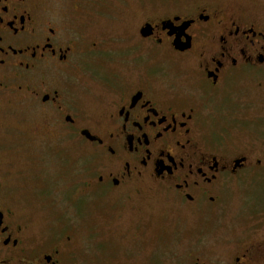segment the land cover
Segmentation results:
<instances>
[{"label":"flooded vegetation","instance_id":"af4514ba","mask_svg":"<svg viewBox=\"0 0 264 264\" xmlns=\"http://www.w3.org/2000/svg\"><path fill=\"white\" fill-rule=\"evenodd\" d=\"M214 2L0 0V264H264V0Z\"/></svg>","mask_w":264,"mask_h":264},{"label":"rangeland","instance_id":"374dc122","mask_svg":"<svg viewBox=\"0 0 264 264\" xmlns=\"http://www.w3.org/2000/svg\"><path fill=\"white\" fill-rule=\"evenodd\" d=\"M187 1L189 3H197L200 0H187ZM214 1H215L214 3H217L219 4L220 7H222L225 5H238V4L246 5V3H254L257 0H214ZM81 142L82 140L77 139L75 144L73 145L67 140L62 141V143L60 144L61 150L59 156L57 155V153L56 154L52 153L48 155V159H50L51 162L54 164V167L59 168V170H65V169L70 170L75 168L80 169L82 167H85L86 166L85 157L86 154L89 152V149L87 148V146L85 147L83 144H81ZM44 151L48 152L47 149L43 151L39 150V154ZM37 155H38V150H33L32 152H30V156L35 157ZM18 160H19L17 162L18 164H24L23 158L19 157ZM241 189L239 188L237 190L234 189L235 191L232 192V196L228 198V204L230 207H228L226 212L222 214L221 222L227 223L228 220H230L231 217H233L235 213H237V207L245 201L246 196L242 192L244 188ZM23 203L26 204V201H24ZM30 210L36 213L37 216L39 215L37 211L40 209L37 207V205H33L32 208H30ZM36 221L39 224L41 223V219L39 218V216L37 217Z\"/></svg>","mask_w":264,"mask_h":264}]
</instances>
